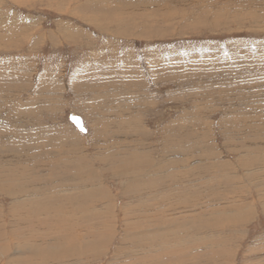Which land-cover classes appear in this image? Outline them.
Returning a JSON list of instances; mask_svg holds the SVG:
<instances>
[{
    "label": "rangeland",
    "instance_id": "374dc122",
    "mask_svg": "<svg viewBox=\"0 0 264 264\" xmlns=\"http://www.w3.org/2000/svg\"><path fill=\"white\" fill-rule=\"evenodd\" d=\"M258 2L0 0V167L27 177L25 186L58 211L53 223L66 230L90 224L78 220L83 206L88 214L109 196L117 202L98 220L118 228L108 248L72 254L66 264H264V0ZM72 112L87 133L71 122ZM166 155L176 168L161 166ZM246 155L261 162L255 170L241 168ZM63 158L66 166L82 158L90 164L63 180ZM107 158L144 162L141 172L126 170L131 180H149L125 187V177L102 163ZM170 170L176 178L164 181ZM10 203L0 192L7 230ZM163 214L165 226L153 219ZM14 249L0 264L17 261Z\"/></svg>",
    "mask_w": 264,
    "mask_h": 264
},
{
    "label": "bare ground",
    "instance_id": "6f19581e",
    "mask_svg": "<svg viewBox=\"0 0 264 264\" xmlns=\"http://www.w3.org/2000/svg\"><path fill=\"white\" fill-rule=\"evenodd\" d=\"M122 1V0H121ZM258 1H263V0H257V2ZM185 2V1H184ZM123 3V2H122ZM255 3V2H254ZM259 3V2H258ZM257 3V4H258ZM21 4V3H20ZM29 4V3H28ZM17 5V4H16ZM198 5V4H197ZM261 5V4H260ZM196 6V5H195ZM259 6V5H258ZM262 6V5H261ZM65 7V6H64ZM264 7V6H263ZM36 12V11H35ZM190 12V11H189ZM150 13V12H149ZM148 13V14H149ZM141 14V13H140ZM181 14V13H180ZM128 15V14H127ZM142 15H144V13L142 14ZM141 15V16H142ZM150 15V14H149ZM157 15V14H156ZM114 16V15H113ZM135 16V15H134ZM155 16V15H154ZM51 17V16H50ZM136 17V16H135ZM144 17V16H143ZM257 17V16H256ZM95 18H97V19H101V18H99V17H95ZM142 18V17H141ZM158 18V17H157ZM258 19V18H257ZM260 20H257L256 22H258V23H261V21L263 20L262 18H259ZM29 21V20H28ZM36 21V20H35ZM111 21V20H110ZM115 21V20H114ZM49 22V21H48ZM213 22V21H212ZM144 23V22H143ZM33 24V23H32ZM10 25V24H9ZM36 25V24H35ZM5 26V25H4ZM59 26V25H58ZM65 26V25H64ZM59 28V27H58ZM52 31V30H51ZM47 37V36H46ZM54 37V36H53ZM70 37V36H69ZM67 39V38H66ZM70 41V40H69ZM16 43V42H15ZM32 47V46H31ZM56 47V46H55ZM69 61V60H68ZM257 68V67H256ZM243 70V69H242ZM247 70H249V69H247ZM252 72V71H251ZM240 74V73H239ZM227 77V76H226ZM244 77V76H243ZM225 78V77H224ZM244 80V79H243ZM255 80H257V79H255ZM242 81V80H241ZM249 81V80H248ZM247 81V82H248ZM243 82V81H242ZM246 83V82H245ZM27 88V87H26ZM203 89V88H202ZM114 97V96H113ZM206 100V99H205ZM253 100V99H252ZM21 101V100H20ZM244 102H246V101H243V102H241L240 104H243ZM111 105V104H110ZM110 108V107H109ZM109 110V109H108ZM110 110H112V108L110 109ZM10 112H13V111H10ZM9 112V113H10ZM16 114V113H15ZM1 116V115H0ZM28 116V115H27ZM71 116H76V117H80L79 115H77L76 113H74V112H72L71 113ZM7 118V117H6ZM81 119H82V122H83V124H84V129L86 130V132L85 133H87V129H86V125H85V121H84V119L82 118V117H80ZM116 118V117H115ZM26 119V118H25ZM127 119V118H126ZM7 120H9V119H7ZM196 120V119H195ZM20 121V120H19ZM109 121L111 122V120L109 119ZM106 122H108V121H106ZM6 123V122H5ZM131 124V123H130ZM5 125V124H4ZM210 127V126H209ZM1 128V127H0ZM112 128H114V127H112ZM121 128V127H120ZM1 130V129H0ZM4 130V129H3ZM15 130V129H14ZM105 130V129H104ZM103 130V131H104ZM114 130V129H113ZM118 130V129H117ZM51 131V130H50ZM100 131H102V130H100ZM172 131V130H171ZM3 132V131H2ZM6 132V131H5ZM111 132V131H110ZM7 133V132H6ZM15 133H17L16 131H15ZM28 133V132H27ZM84 133V132H83ZM3 134V133H2ZM119 134V133H118ZM14 135V134H13ZM5 137V136H4ZM168 137V136H167ZM170 137V136H169ZM5 139V138H4ZM10 139H11V137H10ZM118 139V138H117ZM108 140V139H107ZM12 141V140H11ZM64 141H65V139H64ZM168 141V140H167ZM104 142V141H103ZM14 143V142H13ZM19 143V142H18ZM97 144H99V142L97 143ZM172 145H174L173 143H171ZM170 144V145H171ZM99 145H101V144H99ZM98 145V146H99ZM164 144H162V146H163ZM169 144H167V146H168ZM171 147V149H172V146H170ZM175 146H173V148H174ZM82 149V148H81ZM162 149V148H161ZM168 149L169 150H171L170 148H166L165 147V152L167 151L168 152ZM175 149V148H174ZM80 150V149H79ZM97 150V149H96ZM2 151V150H1ZM98 151V150H97ZM65 152V151H64ZM79 152V151H78ZM77 153V152H76ZM248 153V152H247ZM162 154H163V152H162ZM252 154V153H251ZM250 154V155H251ZM73 157H74V155H73V153L71 154ZM67 156V155H66ZM70 156V155H69ZM73 157H72V159H73ZM78 157V156H77ZM83 157V156H82ZM165 157V156H164ZM166 157L168 158V159H166ZM166 157H165V159L163 158V156H162V158L164 159L163 161H161V166H164V167H170V168H176V166L173 164V162H172V160H169V157L166 155ZM257 157V156H256ZM43 158V157H42ZM67 158V157H66ZM70 158V157H69ZM68 158V159H69ZM173 158V157H172ZM65 158H63V160H61L62 162H63V164L64 163H66V162H64L65 160H64ZM71 159V160H72ZM74 159H76V158H74ZM73 159V160H74ZM109 158H107V159H104V160H102V163H104L103 161H105L106 162V164H107V166L110 168V170H112V171H114L116 174H118L119 176H124L125 177V180H126V183L124 184V186L126 187L127 185H129L130 187H133L134 188V186L136 185V183H139V180L141 181V182H143V179H146V180H149L148 178V176L146 175V174H142V176H139V175H137L136 176V179H134V180H131V178H132V176L133 175H128V171L126 170L127 168H133V169H135V170H137L138 172H141L142 171V169H143V163L144 162H141L142 164H140V163H135V164H130V163H126V164H116V163H112L111 162V159L110 160H108ZM113 159V158H112ZM118 159V158H117ZM53 160V159H52ZM72 160V161H73ZM90 160V159H89ZM75 161V160H74ZM73 161V162H74ZM100 161V160H99ZM73 162H70V163H68L67 162V164H68V166H66L65 164V166H64V169L65 168H67V170H65V172L64 171H62V172H60L59 174V176L61 177V175L62 176H64L63 177V180H65L66 179V177L68 176H73L74 175V173L75 172H77V171H79L78 170V168H82V167H85L86 168V164H87V162H88V160L87 159H85V158H82V159H78L75 163H73ZM126 162V161H125ZM132 162V161H131ZM176 162V161H175ZM262 162H263V160H262ZM58 163V162H57ZM59 163H60V161H59ZM100 163V162H99ZM134 163V162H133ZM163 163V164H162ZM179 163V162H178ZM261 162H259L257 159H255V158H251L249 155H246V157L243 159V161L241 162V163H239L240 164V166H241V168H243V167H246V168H249L250 166L251 167H254L253 169L255 170V166H259L258 164H260ZM70 164H72V165H70ZM90 163H88L87 164V166L89 165ZM158 164V163H157ZM6 165V164H5ZM61 165V164H60ZM146 165H148V164H146ZM262 165H264V163L262 164ZM6 166H8V165H6ZM91 166V165H90ZM154 167H156V166H154ZM163 167V168H164ZM16 168V167H15ZM69 168V169H68ZM84 168V169H85ZM115 168H122V169H124V172H123V174H120V173H118L117 171H116V169ZM157 168V167H156ZM260 168H263L264 169V166L263 167H261V165H260ZM259 168V169H260ZM59 169V168H58ZM159 169H160V167H159ZM183 169V168H182ZM252 169V170H253ZM77 170V171H76ZM82 170V169H81ZM86 171H87V173H89L90 171H88L87 169H86ZM86 171H84V172H86ZM161 171H163L162 169L160 170V172ZM174 171V170H173ZM157 172V171H156ZM196 172V171H195ZM15 172H13V170L12 169H9V168H6L5 166H3V167H0V192L2 193V195H6L9 199H10V201H11V205H9V208H8V215L6 216L7 218H8V216H9V221H8V223H9V227H11V228H9V230H7V229H5L4 227H5V225L4 224H1V222H0V226L1 227H3L4 229L1 231L0 230V235L1 236H3L4 238H8L9 240L8 241H4V240H2L1 242H0V259H2V258H4V257H6L7 255H9V254H11V252H12V250L14 249V250H16V251H18L19 252V254H21L20 256L18 255L17 257L16 256H14V254L12 255L13 257H16V258H18L17 259V261H9L7 264H37V263H41V262H44L45 260H50L52 263L54 262V261H57L58 262V264H62V263H64V264H66V262H68L67 261V259L68 258H70V256L72 255V254H74V255H77L78 257H80V255H82V254H84L85 252V256H86V254L87 253H91V251L93 252V251H96V253H98V252H100L101 250H106L107 248H108V245H109V242L112 240V236H114V230L115 229H118L117 228V226L116 227H114V229L113 228H111V226H110V224H109V221H102V222H98V220H99V218H100V216L102 215V216H105L107 213H108V216H110V214L109 213H111L110 212V210H111V208L113 207L112 205L115 203V202H113V201H110L109 202V199H112V197L110 198V196L109 197H107V200H102V202H103V206H101L100 207V209H101V211H98L97 210V208L95 207V209H94V205L93 206H89L90 208H91V212L90 213H86V211H87V209H86V207L85 206H83V204H82V206H83V210H81L80 211V213H82V215H80V217H78V220L80 221V220H86V221H84V222H90V224L89 225H84V223H79L77 226H79V228L80 229H78L77 231H75L74 229L75 228H69V230H66V229H64L63 227H59V226H57V224L55 225L54 223V221H56L55 219L56 218H58L57 216L56 217H54V213L55 214H57V210H55V211H57V212H55L54 211V209H53V207H52V209H51V207H49V208H47V204L45 203V202H43L42 200H40L39 202H37V200H39L38 199V197L37 196H35L34 195V193H36L35 192V188L33 187H31V188H27L25 185L26 184H28V183H26V182H24L25 180H27L28 178L26 177V178H24L25 176H20L19 175V179L17 178V176L18 175H15L14 174ZM81 173V172H80ZM153 173V172H152ZM179 173V172H178ZM215 173V172H214ZM217 173V172H216ZM219 173V172H218ZM248 173V172H247ZM257 173V172H256ZM95 174V172L94 171H91L90 173H89V175H91L92 177H93V175ZM175 174H177V171H176V173ZM255 174V173H254ZM50 175V174H49ZM181 175V174H180ZM260 175V174H259ZM261 176V175H260ZM263 176H264V174H263ZM52 177V176H51ZM77 177V176H76ZM91 177V178H92ZM155 177V176H154ZM174 178H176L172 173H171V170H170V172H167L164 176H163V180L164 181H169V180H173ZM179 178V177H178ZM183 178H184V176H183ZM205 178V177H204ZM216 178V177H215ZM23 180V181H19V180ZM69 179H71L70 177H69ZM68 179V180H69ZM83 179V178H82ZM88 179V178H87ZM87 179L85 180V178L83 179V182H85V181H87ZM99 179H100V177H99ZM256 179V178H255ZM257 179H259V178H257ZM264 179V178H263ZM60 180V179H59ZM67 180V181H68ZM74 180V179H73ZM85 180V181H84ZM106 180V179H105ZM157 180H159V179H157ZM157 180H155V181H153V182H157ZM176 180V179H175ZM76 181V180H75ZM101 181L102 180H100V183H101ZM128 181V182H127ZM152 181V180H151ZM264 181V180H263ZM69 182H71L70 180L68 181V183ZM74 182V181H73ZM82 182V181H81ZM95 182H97L98 183V180L97 181H95ZM72 183V182H71ZM77 183V182H76ZM76 183H73V184H76ZM106 183V182H105ZM37 184V183H36ZM65 184V183H64ZM79 184V183H78ZM77 184V185H78ZM82 184V186L83 185H85V183L83 184V183H81ZM80 184V185H81ZM89 184H91V183H89ZM89 184H88V186H89ZM146 185H147V183H145ZM145 184H144V186H145ZM153 184V183H152ZM171 184V183H170ZM173 184V183H172ZM244 184V183H243ZM94 185V184H93ZM33 186H35V184L33 185ZM64 186V185H63ZM62 186V187H63ZM65 186H67V185H65ZM64 186V187H65ZM76 186V185H75ZM147 186H149V183H148V185ZM172 186V185H171ZM87 187V186H86ZM85 187V188H86ZM96 187H98V186H96ZM136 187V186H135ZM69 188V187H68ZM67 188V189H68ZM75 188H77V187H75ZM82 188V187H81ZM80 188V189H81ZM84 188V187H83ZM90 188V187H89ZM99 188V192H100V188H102V187H98ZM97 188V189H98ZM148 189H149V187H147ZM151 188V187H150ZM37 189V188H36ZM66 189V190H67ZM70 189V188H69ZM69 189L66 191L65 190V188H64V190L63 191H65L66 193L69 191ZM74 189V188H73ZM88 189V188H87ZM92 189V188H91ZM90 189V190H91ZM96 189V190H97ZM135 189H137L138 191H140V194H143V192H146L148 189H142V188H135ZM76 190V189H75ZM84 190V189H83ZM145 190V191H144ZM154 190H156V189H154ZM78 191V190H77ZM64 192V193H65ZM80 192V191H79ZM81 192H82V190H81ZM93 192H94V190H93ZM99 192L97 191V194H99ZM104 192V191H103ZM132 192H135V190L134 189H132ZM148 192V191H147ZM84 193H86V192H84ZM149 193V192H148ZM148 193H146V194H148ZM37 194V193H36ZM49 194V193H48ZM89 194V193H88ZM95 194H96V191H95ZM96 194V195H97ZM150 194V193H149ZM257 194V193H256ZM66 195V194H65ZM84 195V194H83ZM94 195V194H93ZM92 194H91V196H93ZM96 195H94V196H96ZM124 195V197H126V198H133L132 196H130V195H126V194H123ZM153 195V194H152ZM164 197H167L166 195H165V193L164 194H162ZM162 195H160V196H162ZM168 195V194H167ZM39 197H40V194L38 195ZM51 196V195H50ZM66 196H68V195H66ZM70 196V195H69ZM68 196V197H69ZM149 196H151V194L149 195ZM163 196L161 197L162 199H163ZM49 197V196H48ZM102 197V196H101ZM169 197V196H168ZM167 197V198H168ZM46 198V197H45ZM70 198V197H69ZM95 198H97V197H95ZM94 198V199H95ZM105 198V197H104ZM152 197H150V199H151ZM176 198V197H175ZM42 199H43V197H42ZM76 199V198H75ZM78 199H79V197H78ZM82 199H83V196H82ZM87 199V198H86ZM134 199V198H133ZM149 199V198H148ZM158 199V198H157ZM160 199V198H159ZM161 199V200H162ZM139 200V202H140V200L141 199H138ZM165 200V199H164ZM46 202L48 201L47 199L45 200ZM70 200H68V198H67V202H69ZM87 201V200H86ZM85 201V202H86ZM96 201H98V200H96ZM78 202H80V200L79 201H77V203ZM82 202H83V200H82ZM48 203H50V201L48 202ZM87 203H89V202H86V204ZM113 203V204H112ZM133 203H135L134 201H133ZM141 203V202H140ZM86 204H84V205H86ZM91 204V203H90ZM100 204H102V203H100ZM116 204H117V202H116ZM116 204H114V205H116ZM68 205V204H67ZM80 205V204H79ZM88 205V204H87ZM138 205V204H137ZM76 206V205H75ZM252 206V205H251ZM5 207V206H4ZM64 208V207H63ZM87 208H88V206H87ZM114 208V207H113ZM57 209H59V208H57ZM74 209V208H73ZM77 209V208H76ZM81 209V208H80ZM85 209V210H84ZM217 209H219V208H217ZM223 209V208H222ZM6 210V209H5ZM51 210V211H50ZM94 210V211H93ZM96 210V211H95ZM114 210V209H113ZM64 211V210H63ZM131 212H132V215H133V212L135 211V208L134 207H132V209L130 210ZM234 211V210H233ZM60 212H62V210L60 209V211H59V213ZM101 212H103V213H101ZM128 212V211H127ZM240 214V213H238V212H235L234 213V217L236 216L235 214ZM83 214H86L87 215V218H85V216H83ZM134 214H135V212H134ZM222 214L224 215V209H223V212H222ZM3 215V214H2ZM1 213H0V221H2L1 220ZM160 215V214H159ZM223 215H219V216H222L223 217ZM102 216H101V218H102ZM112 216H113V214H112ZM132 217H134L135 218V215H133ZM165 217H166V215H164L163 214V216H155L153 219H154V221L155 222H158V224H160V225H166V223H164L165 222ZM59 218H60V214H59ZM107 218V217H106ZM235 218H237V217H235ZM114 219H116V218H114ZM170 219V218H169ZM219 219H221V220H227L226 219V215H225V217H223V218H219ZM49 220H50V225H49ZM64 220V219H63ZM69 220V219H68ZM67 220V221H68ZM127 220H129V219H127ZM216 220H217V218H216ZM36 221H40V223H37ZM57 221H60L61 222V219H58ZM65 221V220H64ZM116 221V220H115ZM133 221V220H132ZM219 221V220H218ZM54 222V223H53ZM60 222H59V225H60ZM172 222V221H171ZM202 222V221H201ZM2 223H3V221H2ZM5 223V222H4ZM93 223V224H92ZM170 223V222H169ZM203 223V222H202ZM175 224V223H174ZM68 225V224H67ZM81 225V226H80ZM181 225V224H180ZM217 225V224H216ZM222 225V224H221ZM125 226H126V224H125ZM128 226V225H127ZM71 227V226H70ZM85 227V228H84ZM113 227V226H112ZM137 227H139V226H137ZM179 227V226H178ZM208 227V226H207ZM137 229V228H136ZM190 230V229H189ZM128 231V230H127ZM130 231V230H129ZM79 232V233H78ZM84 232L88 235V236H90L91 238H87L88 236H84L85 234H84ZM131 232V231H130ZM173 232V231H172ZM171 232V233H172ZM184 232V231H183ZM169 233V232H168ZM212 233V232H211ZM83 234V235H82ZM127 234V233H126ZM142 234V233H141ZM170 234V233H169ZM178 234V233H177ZM177 234H175V232H174V235L172 234V239H175V235H177ZM43 235H46V236H49V237H46V236H43ZM128 235V234H127ZM161 235H162V233H161ZM165 235V234H164ZM167 235V234H166ZM171 235V234H170ZM180 235V233L177 235V237ZM160 236V235H159ZM158 236V237H159ZM175 236V237H174ZM132 238H134V237H132ZM136 238V237H135ZM140 238V237H139ZM153 238V237H152ZM155 238H157V237H155ZM155 238H153V241H154V239ZM161 238V237H160ZM166 238V237H165ZM170 237H168V239H169ZM159 239V238H158ZM164 239V238H163ZM204 239V238H203ZM157 240V239H156ZM176 240V239H175ZM179 240H180V238H179ZM179 240H178V242H179ZM137 241V240H136ZM151 242V243H153V244H155V242ZM163 241V240H162ZM165 242H168L167 240H164ZM173 241V240H172ZM172 241H171V243H172ZM201 241V240H200ZM170 242V241H169ZM168 242V243H169ZM175 242V241H174ZM213 242H215V241H213ZM144 243H145V241H144ZM157 243H158V241H157ZM163 243V242H162ZM197 243V242H196ZM150 244V243H149ZM174 244V243H173ZM172 244V245H173ZM190 244V243H189ZM224 244V243H223ZM143 245V244H142ZM165 245V244H164ZM169 245V244H168ZM175 245V244H174ZM191 245V244H190ZM210 245V244H209ZM156 246V245H155ZM176 246V245H175ZM175 246H174V248H175ZM193 246V245H192ZM197 247H198V245H196ZM215 246H216V244H215ZM149 247V246H148ZM178 247H180V246H177V248ZM184 247H186V246H184ZM190 247V246H189ZM207 247V246H206ZM224 247V246H223ZM121 249H122V247H120ZM158 248H159V246H158ZM158 248H155V250L157 249L158 250ZM171 247H169V249H170ZM215 248V247H214ZM120 249V250H121ZM168 249V250H169ZM179 249V248H178ZM180 249H181V247H180ZM206 249V248H205ZM212 249V248H211ZM118 250V249H117ZM137 250V249H136ZM168 250H166L167 251V253H168ZM207 250V249H206ZM209 250H210V248H209ZM208 250V251H209ZM214 250V249H213ZM213 250H212V252H213ZM143 251V250H142ZM145 251V250H144ZM148 251H150V250H148ZM153 251H154V249H153ZM173 251V250H172ZM175 251L177 252V251H179V250H176L175 249ZM182 250H180V252H181ZM211 251V250H210ZM209 251V252H210ZM122 252V251H121ZM124 252V251H123ZM122 252V253H123ZM141 252V251H140ZM164 252H165V250H164ZM95 253V252H94ZM118 253V252H117ZM121 253V254H122ZM151 253L153 254V252H152V249H151ZM155 253V252H154ZM163 253V252H162ZM146 254H148V252L146 253ZM157 255H158V251H157V253H156ZM170 254V253H169ZM176 253H174V255H175ZM227 254V253H226ZM88 255H90V254H88ZM94 255V254H93ZM120 255V254H119ZM138 255H139V252H138ZM141 255V254H140ZM139 255V256H140ZM149 255V257H151V254H148ZM148 255H145V254H143V256H146V259L148 258ZM154 255V254H153ZM161 255V254H160ZM164 255V254H163ZM168 255V254H167ZM171 255V254H170ZM173 255V256H174ZM92 256V255H91ZM142 256V257H143ZM155 256L156 255H154V257L153 258H155ZM152 257H151V259H152ZM161 257V256H160ZM167 257V256H166ZM170 257H172V256H170ZM178 257V255L176 256V258ZM32 258V259H31ZM75 258V257H74ZM87 258V257H86ZM94 258V257H93ZM141 258V257H140ZM156 258H158L159 259V257H156ZM35 259H38L37 260V262L36 263H34V260ZM138 259H139V257H138ZM145 259V258H144ZM143 258L141 259V260H144ZM157 259V261L156 262H154V263H157V262H159V260ZM161 259V258H160ZM69 260V259H68ZM70 260H73V259H70ZM76 260V259H75ZM78 260V259H77ZM79 260H81L80 258H79ZM141 260H140V264H141ZM147 260H149V261H151L150 259H147ZM82 261V260H81ZM85 261V260H84ZM148 261V262H149ZM154 261V260H153ZM143 262V261H142ZM146 262V261H145ZM148 262H146L147 264H148ZM88 263H89V261H88ZM145 263V264H146ZM151 263V262H150ZM143 264V263H142ZM160 264V263H159ZM166 264H168V263H166ZM170 264V263H169ZM172 264V263H171Z\"/></svg>",
    "mask_w": 264,
    "mask_h": 264
},
{
    "label": "water",
    "instance_id": "95a60500",
    "mask_svg": "<svg viewBox=\"0 0 264 264\" xmlns=\"http://www.w3.org/2000/svg\"><path fill=\"white\" fill-rule=\"evenodd\" d=\"M71 122L80 130L81 132H86L84 129V124L82 122V119L80 117L71 116L70 117Z\"/></svg>",
    "mask_w": 264,
    "mask_h": 264
}]
</instances>
